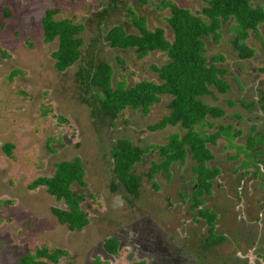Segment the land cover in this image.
<instances>
[{
	"label": "rangeland",
	"instance_id": "rangeland-1",
	"mask_svg": "<svg viewBox=\"0 0 264 264\" xmlns=\"http://www.w3.org/2000/svg\"><path fill=\"white\" fill-rule=\"evenodd\" d=\"M161 1L190 13L203 5L200 0H0V52L5 55H0V264H20L19 259L40 248L64 252L55 264H89L96 243L112 235L121 237L117 232L136 227L134 222L143 215L150 219V228L154 225L159 230L161 246L169 252L178 246L179 254L185 251L193 264H264V165L254 167L250 151L244 150L248 135L253 146L258 145L256 149L264 150L259 145L264 142V107L260 108L257 93L264 89V27L259 25L255 33H249L245 44L253 57L241 61L229 44L233 34L227 30L232 22L222 24L217 42L203 39L208 62L222 56L219 66L227 71L223 79L229 89L224 94L213 90L215 100L202 98L205 104L221 108L224 116L207 117L205 122L211 127L205 124L194 130L208 135L220 125H230V133L240 131L232 140L219 138L214 146L206 144L213 159L205 166L218 169L219 175L209 195L201 198L200 208L216 216L211 239L222 240L209 247L210 254L199 249L209 236L208 225L197 215L199 207L191 209L188 200L195 179L189 154L171 164L168 173L160 171L147 180L152 163L162 160L156 147L164 145L170 135L183 134L176 126L154 132L147 129L167 115L169 98L159 96L145 112L126 108L109 121L95 115L97 90L89 89L85 78L76 74L104 61L112 71V87L158 83L151 67L165 64L164 54L149 52L138 59L134 49L109 48L103 36L115 25L137 34L130 23L132 16L141 19L146 30L161 28L170 41L169 10ZM250 4L264 9V0H250ZM48 9L58 11L54 19H67L83 28L80 57L63 72L54 69L50 58L56 42L42 40L40 19ZM121 138L146 149L131 168L139 179L136 197L127 195L111 173L109 151ZM3 145L12 147L9 155ZM74 158L81 160L84 187L72 184L70 189L84 196L80 208L88 221L79 232L68 231L51 215L52 207L65 209L61 201L42 187L27 189L35 179L50 177L55 163ZM257 158L263 160L264 151ZM241 163L247 166L238 168ZM118 196L124 203L114 209ZM127 254L120 248L115 255L95 259L99 264H128L135 258ZM36 261L54 264L42 258Z\"/></svg>",
	"mask_w": 264,
	"mask_h": 264
},
{
	"label": "trees",
	"instance_id": "trees-1",
	"mask_svg": "<svg viewBox=\"0 0 264 264\" xmlns=\"http://www.w3.org/2000/svg\"><path fill=\"white\" fill-rule=\"evenodd\" d=\"M203 5L199 11L190 13L187 9L161 1L167 6L169 16L166 19L172 39L167 41L161 28L152 31L146 30L141 19L131 16V25L137 34L126 33L120 25L109 28L103 36V41L111 49H134L138 59L143 58L149 52H160L166 56L167 61L160 67L152 66L151 70L156 74L158 83L140 81L130 87L124 88L122 83L115 87L111 85L112 71L104 61H98L92 68L78 70L77 75L85 78L89 89L97 90L94 113L102 119L112 121L122 110L130 108L145 112L151 105L158 101L159 96H167L168 110L156 124L147 127L150 132L158 131L166 126L178 127L183 134L179 137L175 134L168 136L167 142L156 147L158 156L162 159L159 163H152L147 173V180L151 181L156 173L163 171L168 173V167L173 163H180L188 153L195 164L191 171L195 176L194 186L190 191V208L197 210L199 218L208 225L209 236L205 238L203 246L208 249L211 245L221 242L219 239H211L213 236V221L216 216L208 210L200 208L201 198L209 195L212 181L219 170L208 168L205 163L213 159L206 144L214 146L216 140L224 138L232 140L240 134V131L230 133L231 126H219L214 133L203 135L202 131H195V127H211L205 122L206 118L217 119L224 116V111L213 105L205 104L204 97L215 100L213 90L217 94H224L229 89V84L223 79L227 71L219 66L223 62L220 55L213 56L208 62L204 57L203 39L212 38L217 42L218 33L222 24H230L227 32L233 37L229 40L231 49L238 60L250 59L252 49L246 46L245 40L249 33H255L256 28L264 27V9L253 7L250 0H200ZM58 11L48 9L43 12L40 19L42 40L44 43L56 42L54 51L50 53L53 67L57 72H63L72 66L80 57L82 41L79 34L82 26L73 24L67 19H54ZM8 14L5 12V17ZM264 48V47H263ZM0 55L5 56L0 52ZM229 102V104H228ZM231 105L232 101L228 100ZM253 104V103H252ZM264 107V101L262 104ZM237 118V116H235ZM228 129V130H227ZM254 127H251V131ZM254 143L247 138L246 153L253 158V166L257 163L264 165V159L257 158L262 150L256 149ZM264 146V142L259 144ZM10 145H3L2 150L9 155ZM239 148V147H238ZM252 151V152H251ZM259 151V153H255ZM146 149L132 146L126 139H117L110 149L111 173L115 182L120 185L127 195L136 197L139 179L133 175L131 168L141 161ZM239 153V151H236ZM255 153V154H254ZM244 155L247 156V154ZM246 163H241L238 168H245ZM54 171L50 177H40L32 181L27 189L33 190L42 187L47 195L57 202L61 201L65 209L50 208L51 215L60 225L68 231H81L88 223L80 204L84 199L82 194L73 192L70 187L76 184L84 187L81 160L74 158L72 161H61L54 164ZM239 170V169H238ZM253 176L254 173L252 174ZM114 188V185L110 183ZM182 197V195H180ZM103 247L110 255H115L117 242L107 239ZM64 252L55 249L47 252L45 248L36 249L32 255L19 259L20 264H46L36 261L40 258L51 263H56Z\"/></svg>",
	"mask_w": 264,
	"mask_h": 264
},
{
	"label": "flooded vegetation",
	"instance_id": "flooded-vegetation-1",
	"mask_svg": "<svg viewBox=\"0 0 264 264\" xmlns=\"http://www.w3.org/2000/svg\"><path fill=\"white\" fill-rule=\"evenodd\" d=\"M257 93H259V96L261 98L260 101L263 102L264 89L259 88ZM150 223V219L147 216L143 215L140 217L139 221L134 222L136 227L132 228L128 226L122 229L121 232H117L121 235V237L119 235H112L103 239L101 242L96 243V246H93V249L90 250V257L92 255L93 257H91V262H89V264H99L98 260L95 259L96 257L104 258L112 256L108 254L103 247V244L107 239H114L117 242V251H119L120 248L126 249L128 251V254L126 255L127 258L130 256L132 258H135L128 264H193L188 260L187 255H185V251L179 254L181 250L178 248V246H175L172 252L167 251V247L161 246L160 239L162 238L157 235L159 233V230L157 228L155 229L154 225H152L153 229L150 228ZM154 229L157 232H153ZM166 238L169 242L171 241L170 238ZM199 249H201V252L203 254H210L209 248L205 249V247H202ZM94 254L96 255L94 256ZM179 255H181L182 258L186 260V263L183 262L184 260L182 258L181 260L178 258Z\"/></svg>",
	"mask_w": 264,
	"mask_h": 264
},
{
	"label": "clouds",
	"instance_id": "clouds-1",
	"mask_svg": "<svg viewBox=\"0 0 264 264\" xmlns=\"http://www.w3.org/2000/svg\"><path fill=\"white\" fill-rule=\"evenodd\" d=\"M263 168H264V166H263ZM262 173H263V176H264V171L263 170H262ZM123 203H124L123 198L118 196V197L114 198L113 208L115 209L117 207L123 206Z\"/></svg>",
	"mask_w": 264,
	"mask_h": 264
},
{
	"label": "crops",
	"instance_id": "crops-1",
	"mask_svg": "<svg viewBox=\"0 0 264 264\" xmlns=\"http://www.w3.org/2000/svg\"><path fill=\"white\" fill-rule=\"evenodd\" d=\"M259 100H261V98L259 97ZM259 104H260V108H262V104H263V102H259ZM258 105V104H257ZM262 151H264L263 149H262Z\"/></svg>",
	"mask_w": 264,
	"mask_h": 264
}]
</instances>
